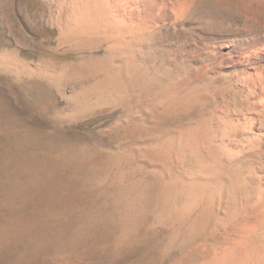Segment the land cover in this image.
I'll return each instance as SVG.
<instances>
[{
  "label": "rangeland",
  "instance_id": "1",
  "mask_svg": "<svg viewBox=\"0 0 264 264\" xmlns=\"http://www.w3.org/2000/svg\"><path fill=\"white\" fill-rule=\"evenodd\" d=\"M79 1L0 0V264H256L252 252L237 255L238 218L210 215L206 199L185 224L156 201L147 222L124 226L159 173L150 145L218 109L228 92L194 91L165 111L155 90L98 95L91 69L116 53L102 18ZM143 4L132 0L128 12L148 14ZM148 56L142 66L156 74L163 55L151 46ZM173 162L184 186L186 165ZM202 212L205 224L189 233Z\"/></svg>",
  "mask_w": 264,
  "mask_h": 264
},
{
  "label": "bare ground",
  "instance_id": "2",
  "mask_svg": "<svg viewBox=\"0 0 264 264\" xmlns=\"http://www.w3.org/2000/svg\"><path fill=\"white\" fill-rule=\"evenodd\" d=\"M137 1L148 14H130L132 0L79 1L102 18L107 48L116 53L92 67L96 93L119 98L125 91L155 90L164 111L174 103L188 105L194 91L223 88L228 96L218 109L150 145L159 173L131 201L124 226L133 232L147 222L156 201L168 220L184 223L206 199L210 215L220 208L238 218L236 254L252 252L256 264H264V0ZM151 46L164 59L156 74L142 66ZM173 161L186 165L184 186L185 175L170 171ZM205 213L186 224L189 233L201 230Z\"/></svg>",
  "mask_w": 264,
  "mask_h": 264
}]
</instances>
